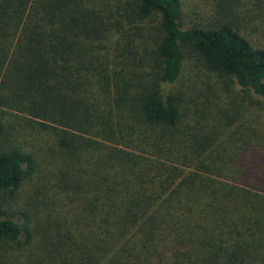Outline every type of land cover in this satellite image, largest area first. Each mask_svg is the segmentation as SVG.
Here are the masks:
<instances>
[{"label":"trees","instance_id":"obj_1","mask_svg":"<svg viewBox=\"0 0 264 264\" xmlns=\"http://www.w3.org/2000/svg\"><path fill=\"white\" fill-rule=\"evenodd\" d=\"M112 1L0 0V137L14 113L86 158L76 189L88 185L81 208L101 214L95 264H120L111 260L135 231L156 264H264V140L239 148L242 129L187 126L184 96L162 93L195 58L264 100L263 39L232 22L184 28L181 0ZM152 23L154 72L136 82L124 62L130 43L120 41ZM34 168L22 149L0 153V193L18 190ZM23 231L0 218V243Z\"/></svg>","mask_w":264,"mask_h":264},{"label":"rangeland","instance_id":"obj_2","mask_svg":"<svg viewBox=\"0 0 264 264\" xmlns=\"http://www.w3.org/2000/svg\"><path fill=\"white\" fill-rule=\"evenodd\" d=\"M181 2L184 28L232 22L249 38L264 42V15H261L264 0ZM117 3L113 0L111 5L116 7ZM153 26V23L142 25V31L133 27V36L120 41L130 43L124 61L127 67H124L133 72L136 82L137 76L148 81L154 72V45L147 36ZM119 38L116 34L109 40L115 42ZM120 59L117 54L113 61ZM121 66L113 68L119 70ZM162 93L166 100L174 94L184 96L181 107L187 126L203 128L204 133L210 134L215 125L227 134L242 129L245 135L234 144L239 148L245 146L242 139L264 140V100L242 90L229 78L210 72L195 58L186 60L176 83L162 85ZM4 123L6 130L0 137V153L11 148L22 149L33 155L35 168L18 190L0 193V218L12 219L24 227L20 239L0 243V264H95L93 249L98 240L94 222L101 214L92 216L81 208V196L88 185L81 195L76 189L78 182L88 177L84 171L89 169L84 163L86 158L75 160L60 148L57 132L43 131L24 116L10 113ZM129 241L119 248L111 262L117 257L120 264H137L147 256L154 264L161 262L160 256L147 252L150 246L139 242L136 231ZM158 250L161 252L162 248Z\"/></svg>","mask_w":264,"mask_h":264}]
</instances>
